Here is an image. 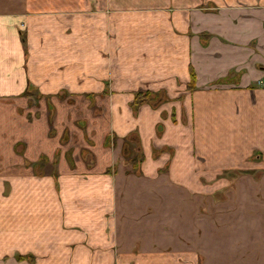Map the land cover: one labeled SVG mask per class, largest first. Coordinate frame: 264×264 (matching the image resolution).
Instances as JSON below:
<instances>
[{
	"label": "crops",
	"instance_id": "obj_1",
	"mask_svg": "<svg viewBox=\"0 0 264 264\" xmlns=\"http://www.w3.org/2000/svg\"><path fill=\"white\" fill-rule=\"evenodd\" d=\"M0 162V264H264V0H0Z\"/></svg>",
	"mask_w": 264,
	"mask_h": 264
},
{
	"label": "rangeland",
	"instance_id": "obj_2",
	"mask_svg": "<svg viewBox=\"0 0 264 264\" xmlns=\"http://www.w3.org/2000/svg\"><path fill=\"white\" fill-rule=\"evenodd\" d=\"M114 38H115V31H114ZM114 42H115V40H114ZM120 51L118 50V47L117 46H115L114 45V56L116 57V55L119 53ZM97 101H98V103L100 104V105H103L104 103H107V101H106V99L105 100H98L97 99ZM37 101H35V103H34V105H33V113L34 114H36L37 115V117H40V115L42 114V113H45V110H44V108H43V106H40V104L38 103ZM79 103H80V106L79 107H77V110H73V112L76 114L77 113V115H74V117L75 116H77L78 117V119L79 120H81V121H86V122H89V121H91V120H98L100 117H102V116H106V115H104L105 113H106V111L107 110H105L104 108H96L95 109V106L93 107L92 105H89V103L87 102V98H85V97H83L82 96V98L80 99V101H79ZM110 104V103H109ZM35 106V107H34ZM93 107V108H92ZM93 118V119H92ZM104 118V117H103ZM78 126H81L79 123L77 124ZM80 129L82 128V127H79ZM76 133V137L74 138V144H73V148H75L76 150H77V148H79V150H80V152H82V150H83V148L86 146V144H88V143H86V142H84V139H83V134H82V132L80 131V132H78V131H76L75 132ZM73 137V136H72ZM71 140H73L72 138H70L69 137V140H68V143H69V145L71 144ZM68 145V144H67ZM68 145V146H69ZM67 148H65V149H62V150H60L61 151V153H64V152H66L65 150H66ZM22 150H20V152H21ZM82 158V160L84 159L83 157H81ZM51 160V159H50ZM2 166H4V164L2 163V162H0V167H2ZM1 169H3V168H1ZM5 169V168H4ZM3 169V171H0V184H3V183H6V184H8L7 183V181H9V180H11V179H14V178H19V177H21V176H23L24 174H29V173H31V172H23V173H20L21 172V170H19V168H17V171H13L12 170V172H10V173H8L7 171H5ZM21 169V168H20ZM45 169H47V167L45 168ZM32 175H31V177H33L35 180H37V177H42V176H44L45 174H40V173H31ZM49 175V173L47 174L46 173V176H48ZM10 177V178H9ZM40 179V178H39ZM38 179V180H39ZM34 180V181H35ZM7 192H8V190H7ZM6 192V193H7Z\"/></svg>",
	"mask_w": 264,
	"mask_h": 264
},
{
	"label": "trees",
	"instance_id": "obj_3",
	"mask_svg": "<svg viewBox=\"0 0 264 264\" xmlns=\"http://www.w3.org/2000/svg\"><path fill=\"white\" fill-rule=\"evenodd\" d=\"M191 78H192V85L195 83V80H196V77H195V74L194 72L192 71V75H191ZM190 86V88H191ZM155 99L154 95L150 92H140V93H137L135 95V99H134V102L132 103V111L134 112V114H137L138 111H139V108L144 105V104H152L153 103V100ZM134 141V144H136V141L137 140H133Z\"/></svg>",
	"mask_w": 264,
	"mask_h": 264
}]
</instances>
